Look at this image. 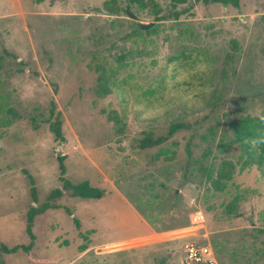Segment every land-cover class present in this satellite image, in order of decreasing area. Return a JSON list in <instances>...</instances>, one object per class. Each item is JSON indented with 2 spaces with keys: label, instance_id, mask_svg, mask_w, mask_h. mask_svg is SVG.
<instances>
[{
  "label": "rangeland",
  "instance_id": "1",
  "mask_svg": "<svg viewBox=\"0 0 264 264\" xmlns=\"http://www.w3.org/2000/svg\"><path fill=\"white\" fill-rule=\"evenodd\" d=\"M105 1L0 0V242L28 244L31 207L58 206L35 217L31 250L0 247V264H189L187 242L214 264H264V170L242 169L231 143L233 124L264 113V0H116L115 14ZM178 119L203 120L139 147ZM61 156L73 184L104 196L64 190ZM224 160L236 167L218 191Z\"/></svg>",
  "mask_w": 264,
  "mask_h": 264
},
{
  "label": "trees",
  "instance_id": "2",
  "mask_svg": "<svg viewBox=\"0 0 264 264\" xmlns=\"http://www.w3.org/2000/svg\"><path fill=\"white\" fill-rule=\"evenodd\" d=\"M133 3L139 4L141 7H146L148 2L145 0H130ZM175 3H184L187 0H174ZM215 2L228 3L229 0H213ZM105 8L111 14H115L121 10V7L116 4V0H106ZM8 55H12L8 50H5ZM2 66L0 64V75H1ZM107 75L102 73L99 77V84L97 88V94L106 95L111 92V83ZM203 120V119H202ZM201 119L195 121H189L186 119H178L169 123L167 131L163 134H160L156 137L151 135L144 136L139 141V147L141 149L152 148L157 145L165 143L169 138L174 134L182 130H192L194 131L197 128V124L202 122ZM233 137L231 143H236L241 150L242 169L247 167H252L254 165L258 166L264 170V113L261 116H246L240 119L238 122L232 125ZM51 130L55 135L64 140L65 136L62 132L60 122L57 120L51 123ZM195 133L192 132L190 139L186 145V151L189 158V161L193 157V147L192 141ZM2 135L0 133V139ZM60 160V179L63 182L62 188L64 190H72V195L80 197L83 199H93V198H102L105 192L95 186H92L91 183L87 180L80 183L73 184L66 176V166L64 163L65 156H61ZM236 163L232 160H224L220 163L219 169L216 175H210L209 178L212 182L213 187L218 191H223L227 187V183L232 179L234 174V169ZM63 189H55L51 195L50 199L54 197H61L64 195ZM51 207H58L55 204H52L51 200L46 202L40 207L32 206L28 212V223H27V233L30 236V242L28 244H17L14 246H8L0 242V247L2 251L6 253H15L19 250L29 251L35 244V234L33 232V224L35 217ZM75 222L79 224V221L75 218Z\"/></svg>",
  "mask_w": 264,
  "mask_h": 264
},
{
  "label": "built area",
  "instance_id": "3",
  "mask_svg": "<svg viewBox=\"0 0 264 264\" xmlns=\"http://www.w3.org/2000/svg\"><path fill=\"white\" fill-rule=\"evenodd\" d=\"M204 219L202 212L192 214V221L201 222ZM184 262L195 264H214L216 262L215 253L208 245L197 244L195 242H187L184 246Z\"/></svg>",
  "mask_w": 264,
  "mask_h": 264
},
{
  "label": "water",
  "instance_id": "4",
  "mask_svg": "<svg viewBox=\"0 0 264 264\" xmlns=\"http://www.w3.org/2000/svg\"><path fill=\"white\" fill-rule=\"evenodd\" d=\"M127 13L133 19H137L138 18V16L133 11H131V10H127ZM153 24H154V22L148 23V24L140 23L139 26L142 29H149ZM50 84L54 86V88H55L54 90H55V92H57L58 89H59L58 84H56L55 82H52V81H50ZM59 154H61V152H59Z\"/></svg>",
  "mask_w": 264,
  "mask_h": 264
},
{
  "label": "crops",
  "instance_id": "5",
  "mask_svg": "<svg viewBox=\"0 0 264 264\" xmlns=\"http://www.w3.org/2000/svg\"><path fill=\"white\" fill-rule=\"evenodd\" d=\"M185 254V253H184Z\"/></svg>",
  "mask_w": 264,
  "mask_h": 264
}]
</instances>
